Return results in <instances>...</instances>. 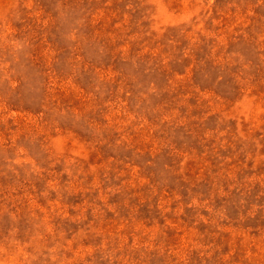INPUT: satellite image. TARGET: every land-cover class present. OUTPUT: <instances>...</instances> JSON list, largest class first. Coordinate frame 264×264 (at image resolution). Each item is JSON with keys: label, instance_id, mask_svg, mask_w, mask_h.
Listing matches in <instances>:
<instances>
[{"label": "rangeland", "instance_id": "1", "mask_svg": "<svg viewBox=\"0 0 264 264\" xmlns=\"http://www.w3.org/2000/svg\"><path fill=\"white\" fill-rule=\"evenodd\" d=\"M0 264H264V0H0Z\"/></svg>", "mask_w": 264, "mask_h": 264}]
</instances>
